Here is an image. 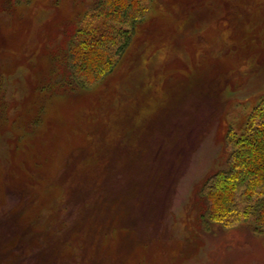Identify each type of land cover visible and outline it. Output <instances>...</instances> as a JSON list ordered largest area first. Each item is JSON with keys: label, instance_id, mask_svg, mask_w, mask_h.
<instances>
[{"label": "rangeland", "instance_id": "obj_1", "mask_svg": "<svg viewBox=\"0 0 264 264\" xmlns=\"http://www.w3.org/2000/svg\"><path fill=\"white\" fill-rule=\"evenodd\" d=\"M92 1L0 0V264H264V234L201 218L264 95V0H152L79 87L64 56L102 28Z\"/></svg>", "mask_w": 264, "mask_h": 264}, {"label": "trees", "instance_id": "obj_2", "mask_svg": "<svg viewBox=\"0 0 264 264\" xmlns=\"http://www.w3.org/2000/svg\"><path fill=\"white\" fill-rule=\"evenodd\" d=\"M151 1L90 3L89 11L94 18L101 19L103 26L93 33L77 24L68 39L64 60L70 84L83 87L78 73L89 74L95 80L115 66L132 34L147 17ZM74 59L79 66L72 64ZM255 100L237 124H228L224 141L226 162L202 185L206 209L201 218L214 221L224 229L243 219L251 233L261 236L264 234V95Z\"/></svg>", "mask_w": 264, "mask_h": 264}]
</instances>
